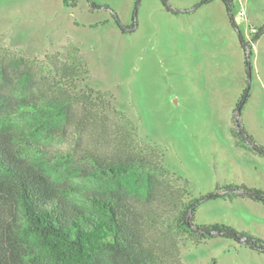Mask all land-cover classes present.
<instances>
[{"label":"rangeland","instance_id":"rangeland-1","mask_svg":"<svg viewBox=\"0 0 264 264\" xmlns=\"http://www.w3.org/2000/svg\"><path fill=\"white\" fill-rule=\"evenodd\" d=\"M202 1L167 0L168 10L162 0H0V134L61 190L116 186L85 177L86 150H113L96 124L47 136L11 112L20 89L12 59L22 55L38 64L33 73L46 74L37 69L46 54L75 45L89 67L87 83L110 94L129 121V150L161 163L148 195L121 181L129 196L156 206L167 195L214 192L194 211L195 223L226 224L264 240V202L225 192L227 184L264 191V154L237 133L239 124L264 147V30L253 40L264 28V0H234L235 26L221 0ZM114 14L129 31L121 32ZM239 33L251 52L248 65ZM158 234L183 264H264V252L231 237L193 243L171 228Z\"/></svg>","mask_w":264,"mask_h":264},{"label":"trees","instance_id":"trees-1","mask_svg":"<svg viewBox=\"0 0 264 264\" xmlns=\"http://www.w3.org/2000/svg\"><path fill=\"white\" fill-rule=\"evenodd\" d=\"M221 1L235 26L234 0ZM162 2L171 10L167 0ZM113 16L121 32L130 30ZM239 39L248 65L251 52L241 33ZM11 65L20 88L11 112L24 120L28 131L47 136L63 137L69 125L80 134L87 124H96L113 150L111 154L86 150L91 166L85 177L116 186L74 188L73 193L61 190L0 134V264H183L158 237L165 227L184 233L193 243L226 236L264 252L260 237L226 224L195 223L194 211L201 202L214 198V192L187 200L167 195L156 206L129 196L121 181L137 184L135 190L140 187L148 195L155 188L161 163L129 150V121L116 109L110 94L87 83L89 67L77 46L65 53L46 54L37 68H47L46 74L33 73L32 65L38 64L22 55L12 59ZM237 128L254 151L264 154V147L239 124ZM225 192L264 202L263 190L245 184H227Z\"/></svg>","mask_w":264,"mask_h":264}]
</instances>
